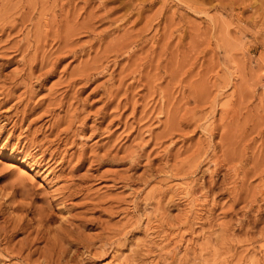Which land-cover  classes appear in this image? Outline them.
<instances>
[{
	"label": "rangeland",
	"instance_id": "374dc122",
	"mask_svg": "<svg viewBox=\"0 0 264 264\" xmlns=\"http://www.w3.org/2000/svg\"><path fill=\"white\" fill-rule=\"evenodd\" d=\"M0 264H264V0H0Z\"/></svg>",
	"mask_w": 264,
	"mask_h": 264
}]
</instances>
